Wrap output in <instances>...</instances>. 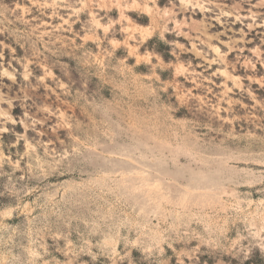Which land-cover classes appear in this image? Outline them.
<instances>
[{"label":"rangeland","instance_id":"obj_1","mask_svg":"<svg viewBox=\"0 0 264 264\" xmlns=\"http://www.w3.org/2000/svg\"><path fill=\"white\" fill-rule=\"evenodd\" d=\"M0 264H264V0H0Z\"/></svg>","mask_w":264,"mask_h":264}]
</instances>
